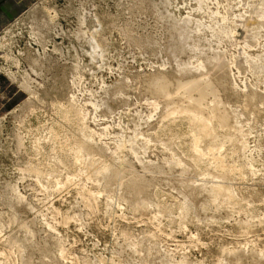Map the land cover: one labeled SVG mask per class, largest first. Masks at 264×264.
Masks as SVG:
<instances>
[{"label": "rangeland", "instance_id": "374dc122", "mask_svg": "<svg viewBox=\"0 0 264 264\" xmlns=\"http://www.w3.org/2000/svg\"><path fill=\"white\" fill-rule=\"evenodd\" d=\"M18 18L0 28V264H264V0Z\"/></svg>", "mask_w": 264, "mask_h": 264}, {"label": "crops", "instance_id": "0c3cea01", "mask_svg": "<svg viewBox=\"0 0 264 264\" xmlns=\"http://www.w3.org/2000/svg\"><path fill=\"white\" fill-rule=\"evenodd\" d=\"M30 0H0V28L18 18Z\"/></svg>", "mask_w": 264, "mask_h": 264}, {"label": "bare ground", "instance_id": "6f19581e", "mask_svg": "<svg viewBox=\"0 0 264 264\" xmlns=\"http://www.w3.org/2000/svg\"><path fill=\"white\" fill-rule=\"evenodd\" d=\"M199 85V84H198ZM195 86V84H193V82L192 83H190V84H188V82L185 84V86L183 87V88H185V90H191L193 87ZM159 87V86H158ZM162 88V87H161ZM159 90V89H158ZM160 91V90H159ZM206 91V90H205ZM156 92V91H155ZM200 93V92H199ZM222 119V118H221Z\"/></svg>", "mask_w": 264, "mask_h": 264}, {"label": "built area", "instance_id": "2783aa9c", "mask_svg": "<svg viewBox=\"0 0 264 264\" xmlns=\"http://www.w3.org/2000/svg\"><path fill=\"white\" fill-rule=\"evenodd\" d=\"M11 23H12V24H11ZM11 23H10V24H11V28H13L14 26H17L18 23H19V18H16V19L13 20ZM3 28H5V27H3ZM1 30H2V29H1Z\"/></svg>", "mask_w": 264, "mask_h": 264}]
</instances>
